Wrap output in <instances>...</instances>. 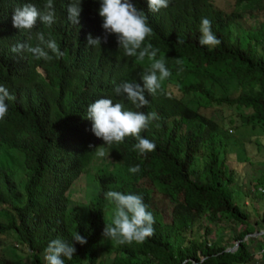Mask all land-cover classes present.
<instances>
[{
  "label": "trees",
  "instance_id": "obj_1",
  "mask_svg": "<svg viewBox=\"0 0 264 264\" xmlns=\"http://www.w3.org/2000/svg\"><path fill=\"white\" fill-rule=\"evenodd\" d=\"M74 2L53 0L51 26L38 21L31 31H16L14 9L25 3L42 8L46 0H0V85L15 97L6 101L8 113L0 120V264H25L14 242L25 250L29 264H45L44 250L57 238L76 249L66 264H264V257L255 262L248 244L259 234L249 237L253 231L246 227L234 235L232 251L225 250L223 235L207 238L209 224L219 217L246 223L249 214L233 202L230 190L235 167L246 158L243 152L228 154L226 134L201 111L225 104L240 125L264 129V53L259 50L264 48V12L255 24L243 25L260 7L258 0H224L228 11L214 0H169L167 8L155 13L147 0H132L153 29L145 44L159 49L157 59L163 55L170 72L187 77L180 87L176 84L175 93L165 86L156 95L145 91L148 103L140 111L155 112L159 119L141 133L156 145L144 156L132 150L136 141L129 138L106 147L91 131L87 107L110 98L132 110L135 106L114 88L122 82L140 84L149 62L125 56L109 40L88 46V37H95L86 31L95 28L82 7L79 24L68 20L67 8ZM202 18L211 21L218 45L199 44ZM38 32L55 40L64 55L49 52L52 59L45 61L11 52L18 42L36 46ZM214 85L220 92H214ZM97 147L105 148L110 165H94ZM91 164L96 173L89 200L71 201L70 185ZM136 165L140 172L130 173ZM147 183L171 203L168 221L152 205ZM254 183L264 186V173ZM110 190L142 196L155 218L152 237L126 245L103 237L105 223L111 221L113 206L105 198ZM256 196L264 198V193ZM198 231L201 236L195 235ZM75 232L87 243L72 241ZM11 236V243H1Z\"/></svg>",
  "mask_w": 264,
  "mask_h": 264
},
{
  "label": "clouds",
  "instance_id": "obj_2",
  "mask_svg": "<svg viewBox=\"0 0 264 264\" xmlns=\"http://www.w3.org/2000/svg\"><path fill=\"white\" fill-rule=\"evenodd\" d=\"M67 8L68 20L73 24H79V16L83 13L90 16L94 25V31H86L87 35L92 33L95 39L88 37V46L100 45V40L114 42L119 46L127 57L136 58L137 62H149V67L141 76L140 84L136 82H122L114 88L117 96L124 97L135 107L127 109L122 102H113L110 98L95 100L87 107V119L92 122L91 131L96 138L102 139L106 145L122 143L125 138L135 140L132 150L140 156H144L155 150L156 145L141 136V133L149 127L152 121L158 120L157 113H144L140 108L148 101L145 98V91L156 95L162 89V83L171 76L166 66L163 55L157 59L159 49L154 48L151 43L145 44L146 38L153 34V29L148 23L147 15L138 10L132 0H73ZM150 12H159L169 6V0H147ZM89 5V11H86ZM82 7V9H81ZM55 11L53 0H46L42 8L32 3H25L23 6L14 9L12 15V26L14 29L31 31L41 24L51 26L54 23ZM201 46H215L220 40L214 35L211 29V21L202 18L200 24ZM38 43L32 46L29 43H17L11 47V52L16 55L30 54L36 60H51L52 56L62 57L64 53L60 50L57 42L53 39H46L41 32L37 33ZM183 43V40L177 41ZM179 63V61H177ZM37 71L44 75L40 66ZM175 75V73H174ZM177 76V74H176ZM115 83V82H113ZM15 99L9 91L0 85V120H3L8 113L6 101ZM92 148V145H89ZM98 157H104V147L95 149ZM128 171L132 174L140 172V166L130 167ZM105 198L111 209V221L105 223L103 237L113 241L117 245L142 244L146 239L154 235L155 218L147 210L142 196L136 194H125L120 191H107ZM72 241L84 245L87 243L85 237L75 232ZM76 249L73 243L63 239H53L45 248L43 259L45 264H66L73 259Z\"/></svg>",
  "mask_w": 264,
  "mask_h": 264
},
{
  "label": "rangeland",
  "instance_id": "obj_3",
  "mask_svg": "<svg viewBox=\"0 0 264 264\" xmlns=\"http://www.w3.org/2000/svg\"><path fill=\"white\" fill-rule=\"evenodd\" d=\"M214 3L218 6H222L221 8H223L224 11L229 10V4L227 2L224 3V0H214ZM223 3L224 5H222ZM258 5L260 7L251 11V17L248 16L249 19H245L243 25L247 26L253 22L255 24L257 20L259 21L262 19L264 0H258ZM259 50L261 53H264L263 47L262 49L259 48ZM174 73L178 74V76L174 75ZM185 78L187 77L184 73L171 72V76L163 81L162 86L168 87L173 93H175L174 90L176 84L180 87L181 80L184 81ZM212 88L214 89V92L216 91L215 93L220 92L219 88H216L215 85ZM201 111L210 115V117L216 121L221 128L222 132L226 134L225 138L228 143L227 151H230L228 154L230 153L233 155L234 152L235 155H240L243 152L241 155L246 158L244 162L236 165L233 175L234 183L231 184L230 190L233 202L247 210L249 218L246 223H240L219 217L215 223L209 224L212 229L207 236L208 240H213L217 236L223 235L225 239L224 242H227V248L234 250L236 247L235 241L233 240L234 235L242 228L246 227L247 229L252 230L253 232L251 234L264 231V221L261 220V214L264 210V198H257L256 192L258 191L256 188H258L259 185L254 183L253 186L252 184L261 173H264V129H260L258 126L251 128L249 125H240L234 110L225 104L209 105L205 109H201ZM104 145H106L105 142ZM93 162L94 165L101 162L105 165H110L111 159L109 155L105 154L104 157L96 156L93 159ZM92 166L93 164L81 173L70 185L67 193L71 201L84 204L89 200L91 189L94 186L92 174L96 173V169ZM148 185H150L151 188L152 205L160 211L162 220L168 221L170 217L171 203L164 195L157 192L156 189L152 187L151 183H147V186ZM195 235L201 236V231H198ZM248 236L253 237L254 235ZM12 238L13 236H11V238L3 237L1 243H11V240H13ZM248 244L255 255V262H259L263 259L264 255L261 254V251L264 249V234L260 233L258 237L253 238ZM259 244H262L263 246L261 250L258 249ZM13 246H16V254L22 258L25 264H29V258L27 257V254L25 255V250H23V248L21 249V246L18 243L14 242ZM100 253L101 250H99L97 254L98 260H101L102 258V254ZM96 264H98V262Z\"/></svg>",
  "mask_w": 264,
  "mask_h": 264
},
{
  "label": "built area",
  "instance_id": "obj_4",
  "mask_svg": "<svg viewBox=\"0 0 264 264\" xmlns=\"http://www.w3.org/2000/svg\"><path fill=\"white\" fill-rule=\"evenodd\" d=\"M259 193H264V186L259 185L258 188H256ZM255 190V189H254Z\"/></svg>",
  "mask_w": 264,
  "mask_h": 264
},
{
  "label": "water",
  "instance_id": "obj_5",
  "mask_svg": "<svg viewBox=\"0 0 264 264\" xmlns=\"http://www.w3.org/2000/svg\"><path fill=\"white\" fill-rule=\"evenodd\" d=\"M264 232V231H263ZM263 232H260L261 234L263 233ZM259 232H256V234H258ZM259 233V234H260ZM255 233L254 234H249V235H256ZM237 245V242L235 243V246ZM226 251H232V249L231 248H227V249H225Z\"/></svg>",
  "mask_w": 264,
  "mask_h": 264
}]
</instances>
